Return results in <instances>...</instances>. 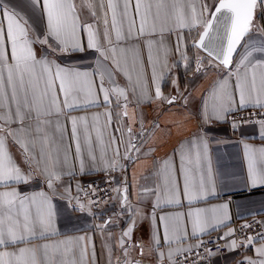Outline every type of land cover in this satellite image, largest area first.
<instances>
[{
    "label": "snow or ice",
    "instance_id": "1",
    "mask_svg": "<svg viewBox=\"0 0 264 264\" xmlns=\"http://www.w3.org/2000/svg\"><path fill=\"white\" fill-rule=\"evenodd\" d=\"M85 8L91 23L80 19ZM258 15L264 18V0H81L79 5L76 0H25L20 11L9 0H0V264H87L86 236L34 243L37 238L48 240L57 234V210L51 194L65 176L77 175V163L80 175L97 167L106 173V183L116 185L112 189L116 195L111 199L120 204L119 212L113 215L127 214L126 227L117 241L120 256L115 257V264H143L142 260L132 259L130 253L139 248L143 256L144 245L133 235L138 231V218L142 220L144 214L131 204L126 179L111 173L125 172L122 161L132 159L133 151L141 152L147 139L142 117L138 132H133L131 122L122 123L128 116L129 92L137 105L153 101L172 105L181 98L187 106L188 97L180 91L179 76L171 75V70L181 65L185 71L195 73L207 67L225 71L198 109L200 131L181 146L178 166L165 160L158 172L162 182L141 191V195L151 193L156 197L148 217L152 251L158 264L165 260L168 264H211L223 240L228 252L254 250V256H244L233 264H264V221L241 225L242 230L259 225V230L239 240L235 238L236 229L229 227L218 237L217 252L213 253L202 237L221 225L228 226L229 204L193 207L194 202L218 194L223 185L240 182L235 174L213 171L210 145L221 143L215 124L229 122V116L236 111L259 109L258 117L231 121L230 129L237 133L243 124H255L264 141V24L257 22ZM37 19L39 27L35 26ZM254 31L260 37L258 44L251 38ZM173 36L174 47L170 43ZM37 45L40 56L35 51ZM239 48L243 51L234 60ZM193 49L206 53L207 59L199 54L190 56ZM88 51L94 53L91 70L70 66L76 63L70 57ZM254 53L262 55L258 58ZM172 54L178 59L169 64ZM117 73L124 75L126 86L117 83ZM169 79L175 94L165 96L162 87ZM101 93L105 106L111 105L114 98L121 111L106 112L103 126H98V116L92 117L91 125L86 116L71 117L70 144H66L60 116L81 104L95 105ZM108 127L113 131L105 136ZM152 127L159 125L153 123ZM244 139L241 132V141ZM9 141L18 146L26 171L10 153ZM72 144L75 147L70 157ZM243 156L246 175L242 190L264 187V147L244 143ZM34 168L48 192L19 190L21 184L27 186L38 179ZM89 187L91 196H96V188L91 184ZM80 192L89 197L79 184L75 196L71 195L70 183L64 186L61 214L70 217L71 213L87 211L94 215L92 206L99 201L89 197L87 203L81 202ZM181 196L188 201L187 212L155 215L162 199L165 204L180 205ZM111 221L109 216L95 227L111 236ZM104 247L107 264H113L115 246ZM95 256L93 247V261Z\"/></svg>",
    "mask_w": 264,
    "mask_h": 264
},
{
    "label": "crops",
    "instance_id": "2",
    "mask_svg": "<svg viewBox=\"0 0 264 264\" xmlns=\"http://www.w3.org/2000/svg\"><path fill=\"white\" fill-rule=\"evenodd\" d=\"M79 5L81 0H76ZM209 3L212 0H208ZM9 3L20 11L25 3V0H9ZM23 14V13H22ZM80 19L82 22H92V18L85 8L80 13ZM257 22L264 24V18L257 16ZM36 27H39V20H36ZM258 44L259 35L254 31L251 37ZM246 40L249 37L245 38ZM171 45L175 46V36L171 38ZM86 44V39H85ZM243 44V43H242ZM37 56L41 55V48L39 45L35 48ZM243 51L239 48L237 54L234 57L238 59L239 53ZM199 54L206 59V53L193 49L189 52L190 56ZM155 55V53H154ZM256 57H261L262 54L254 53ZM148 56V49L145 47L143 50V58L146 60ZM70 61L76 63L70 64L71 67H77L80 69L91 70L94 60V53L88 51L85 53H77L69 58ZM178 59L176 54L169 56V64ZM66 61H62L64 63ZM215 63V62H214ZM109 66H111L109 64ZM223 69H217L215 67H207L206 70L201 73H195L194 71H185L183 65L179 68H173L171 70L172 76H179V88L180 91L188 97L187 106L181 98L172 104H161L159 101L143 102L137 105L133 100L131 93L129 92L128 104V116L123 118L122 123L127 125L131 122L133 132L141 131L138 121L143 118V130L147 135V139L141 149V152L137 153L133 151L131 153L132 159L123 160L122 163L126 166L125 172H113L112 176L117 178H125L129 187V200L135 207L141 209L144 214V218L140 220L138 218V231L133 235L135 241L143 243V256L140 255V249L136 248L131 250V258L134 260H142L143 264H158L157 255L152 251L153 245L150 239V224L149 215L153 212V205L156 203V197L151 193L141 195V191L144 187L153 188L157 183H161L162 179L158 176V172L162 169L165 160L171 161L178 166L179 153L182 145H186L195 137V134L200 131L201 120L198 113V109L202 106L203 99L207 97V94L214 82L220 79L224 75ZM151 69H148V75H150ZM117 83L120 86H126L127 80L122 73H117L115 76ZM107 85V81L105 82ZM162 92L165 96L175 94L170 79L165 81L162 87ZM63 97L61 96V100ZM238 100V97H237ZM254 109V108H246ZM244 109V110H246ZM112 111L113 113L120 112L121 109L115 105V99L109 106H105L103 103V94L99 96V100L95 105H89L87 107L77 106L72 109H66L60 116L61 124L65 128V143L70 144L71 137V117H88V122L92 124V117L98 116V126H103L105 123V113ZM68 117V119H65ZM55 119V118H53ZM229 122L215 124L214 131L218 133L221 143L216 144L213 142L210 145V154L212 159V167L214 172H223L231 175L235 174L240 177V182L235 184H225L221 188H218V194L209 196L204 201L194 202L193 207H212L221 205L224 203L229 204L230 222L225 227L221 225L216 229L210 230V234L219 233L224 235L230 228L233 227V223L237 219H247L254 216H259L264 221V187H257L250 190H242L244 188L243 178L246 175V161L243 156V144L248 143L257 148L264 147V141L259 138L258 127L255 124L242 125L240 132L233 133L230 129V116ZM116 117L113 115V126H115ZM156 123L159 127L153 129L152 125ZM113 131V127H108L105 136ZM241 132L245 134V139L241 141ZM93 137L96 133L92 131ZM119 135V133H116ZM74 144L71 145L70 157L74 153ZM9 150L13 155L15 161L23 168L27 170V166L23 163L21 152L16 144L9 141ZM38 150V149H37ZM123 154V148H121ZM111 155V150H109ZM77 175L74 178L65 176L62 181L56 184V192L52 193V202L57 210V215L54 219V228L57 231L56 235L50 236L48 240L35 239L34 243H52L59 240L75 238L77 236H86L84 242L87 245L88 257L87 264H107V250L104 247L115 246L113 264H115V257L120 256V249L117 245V241L121 235V231L126 227L127 214H121L119 216L113 215L114 212H119V201H111L109 204L100 208L92 206V213L88 214L87 211L81 213L80 211L71 213L70 217L61 214V209L65 205V200L62 197L65 196L64 186L71 184V195H77V185L82 187L84 181L93 178H105L108 177L106 173L100 170V167L96 169H86V174H79V165L76 164ZM33 172L37 175L38 179L30 185L21 184L19 190L21 192H31L44 190L48 192V189L42 179L39 178L38 172L35 168ZM180 190L182 191L183 181L180 178ZM2 190V189H0ZM182 204L180 205H168L165 204L163 199L161 200L160 207L155 209V215L169 214L174 215L176 213H183L189 210L188 201L181 196ZM109 216L112 217L110 233L105 231L103 234L96 225L103 224L104 220ZM183 223V220L181 221ZM154 228V226H153ZM162 231V230H161ZM188 231H191V224H188ZM209 235V234H208ZM204 235L202 238L208 236ZM190 243H196V240L189 241ZM93 247L95 249V261L92 259ZM11 250V249H9ZM166 251L165 249H161ZM254 250L249 248L248 250L239 249L235 252H226L215 256L211 264H233V261L242 259L244 256H254ZM167 260L164 261L166 264Z\"/></svg>",
    "mask_w": 264,
    "mask_h": 264
},
{
    "label": "built area",
    "instance_id": "3",
    "mask_svg": "<svg viewBox=\"0 0 264 264\" xmlns=\"http://www.w3.org/2000/svg\"><path fill=\"white\" fill-rule=\"evenodd\" d=\"M259 115H260L259 109H246L242 111H236L230 115V121H244V120H249V119H255ZM243 125H250V124H243ZM107 179L108 177L93 178V179L84 181V183L82 184V188L84 189V191L89 193V197L92 200L99 201L98 203L93 205V207L95 208H100L102 206L109 204L111 201H113L111 197L116 195V193L112 191V189L115 188L116 185L106 183ZM90 184L96 188V196H91L92 189L89 187ZM79 195H80L81 202L87 203V200L89 199V197H85L84 192H80ZM254 221H262V219L259 216H254V217H250L247 219L235 220L233 223V227L234 229H236L235 238L239 240L242 237V235L255 234V231L259 230V225H256L254 229H247V230L241 229V225L253 224ZM220 236L222 235L216 232V233L209 234L208 236L202 238L204 241L209 242L205 246L211 249L213 253L217 252V244L215 242ZM224 244H225V241L223 240L219 241V245H220L219 254H223L227 252L226 248L224 247ZM200 251H201V254H203V249H201ZM215 256L217 255H214L212 257L211 262ZM166 264H168V261L166 262ZM204 264H207V262H204Z\"/></svg>",
    "mask_w": 264,
    "mask_h": 264
},
{
    "label": "water",
    "instance_id": "4",
    "mask_svg": "<svg viewBox=\"0 0 264 264\" xmlns=\"http://www.w3.org/2000/svg\"><path fill=\"white\" fill-rule=\"evenodd\" d=\"M243 43V42H242ZM239 50V49H238ZM238 52V51H237ZM236 54H234V57H235Z\"/></svg>",
    "mask_w": 264,
    "mask_h": 264
}]
</instances>
